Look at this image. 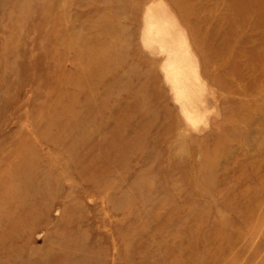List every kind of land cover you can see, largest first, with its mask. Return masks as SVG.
<instances>
[{"label": "rangeland", "instance_id": "1", "mask_svg": "<svg viewBox=\"0 0 264 264\" xmlns=\"http://www.w3.org/2000/svg\"><path fill=\"white\" fill-rule=\"evenodd\" d=\"M0 264H264V0H0Z\"/></svg>", "mask_w": 264, "mask_h": 264}]
</instances>
